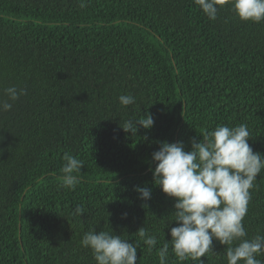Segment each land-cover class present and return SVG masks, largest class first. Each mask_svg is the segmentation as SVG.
<instances>
[{
    "label": "trees",
    "instance_id": "1",
    "mask_svg": "<svg viewBox=\"0 0 264 264\" xmlns=\"http://www.w3.org/2000/svg\"><path fill=\"white\" fill-rule=\"evenodd\" d=\"M10 86L26 94L0 113V264H96L81 245L91 229L134 242L144 226L162 247L174 201L134 191L152 187L157 141L190 150L217 125L245 124L264 155V22H242L231 0L214 21L194 0H0V99ZM145 111L147 132L119 128ZM65 152L84 165L74 191L60 186ZM250 192L249 238L264 235V169ZM213 246L203 264H227ZM137 257L159 264L142 242ZM168 264L200 261L178 262L170 245Z\"/></svg>",
    "mask_w": 264,
    "mask_h": 264
},
{
    "label": "clouds",
    "instance_id": "2",
    "mask_svg": "<svg viewBox=\"0 0 264 264\" xmlns=\"http://www.w3.org/2000/svg\"><path fill=\"white\" fill-rule=\"evenodd\" d=\"M208 19L216 20L226 0H194ZM232 9L242 22H264V0H231ZM83 7V3L81 4ZM26 94L16 86L4 89L6 99H0V113L12 109L13 103ZM122 106L135 103L132 95L119 96ZM154 126V117L147 111L138 119H129L119 126L125 133L137 136L139 129L146 132ZM193 137L190 150L181 142L157 141L158 150L151 154L152 187L136 186L134 191L142 201H149L152 188L174 201L168 225L170 240L156 248L157 237L142 226L135 233L139 240L129 242L111 231L91 229L83 235L81 245L89 248L96 264H137L141 242L151 253L154 249L159 264H168L171 253L178 262L201 260L214 252L213 242L225 246L227 264H264V235L251 238L243 220L251 200L250 190L264 169V155L255 152L249 144L247 125L234 127L217 125L214 130ZM148 140L147 135L140 138ZM60 169L61 187L74 191L80 184L83 161L65 152ZM154 165V170L151 168ZM147 207V204L142 205ZM77 206L75 216H82ZM126 218V214H124ZM175 226H172V225Z\"/></svg>",
    "mask_w": 264,
    "mask_h": 264
}]
</instances>
